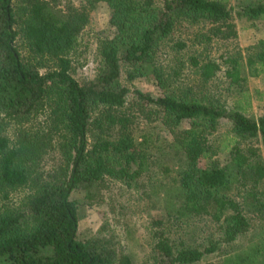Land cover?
I'll use <instances>...</instances> for the list:
<instances>
[{
  "label": "trees",
  "instance_id": "obj_1",
  "mask_svg": "<svg viewBox=\"0 0 264 264\" xmlns=\"http://www.w3.org/2000/svg\"><path fill=\"white\" fill-rule=\"evenodd\" d=\"M237 1L84 0L63 7L56 0H0V264H136L113 236L80 239V210L102 202L111 183L138 188L156 169L168 220L206 217L220 232L202 248H179L158 230L157 264H215L207 257L221 250V264H264V160L258 147L238 141H264V111L253 113L247 87L264 74V38L246 60L224 59L232 107L215 96L139 89L130 104L123 82L125 72L130 82L164 84L157 58L183 25H205L198 42L210 43L238 36L235 12L264 21V0ZM100 4L110 18L99 36V64L92 78H81V36ZM191 62L205 82L222 70L216 60ZM222 119L232 123L228 159L202 165L215 156L210 137ZM141 122L166 135L138 134ZM256 227L250 245L231 249Z\"/></svg>",
  "mask_w": 264,
  "mask_h": 264
},
{
  "label": "rangeland",
  "instance_id": "obj_2",
  "mask_svg": "<svg viewBox=\"0 0 264 264\" xmlns=\"http://www.w3.org/2000/svg\"><path fill=\"white\" fill-rule=\"evenodd\" d=\"M56 1L63 7L79 6L84 2V0ZM228 2L231 6L238 4L237 0H228ZM109 18L110 10L106 4H100L91 12L89 24L84 29L80 40L79 48L81 52H84L83 62L85 63L84 67L78 71V76L81 78H92L95 75L99 64V36L102 31L107 32ZM235 21L238 28V36L235 39H216L210 43L198 42L199 34L206 31L205 25H183L174 34L170 44L159 52L157 58L165 88L164 84L154 78L127 81L126 74L123 72V82L131 90L128 95V103L136 102L137 93L135 90L137 89L152 96H159L167 90H171L191 96H215L232 107L235 92H232L225 76L228 65L223 63L224 59L241 55L246 60L253 51L252 46L264 38L263 20L252 22L237 16L235 12ZM180 41L186 44V47L181 50L175 45ZM192 57L200 61L216 60L222 64V70L215 78L205 82L196 67L192 65ZM247 87L250 89L253 101L252 111L258 116L264 111V103L259 99L257 93V90L261 91L264 97V74L259 77H250ZM138 126V134L143 130H151L161 136L166 135L160 126H155V124L149 128L141 122ZM232 135V123L227 119H222L217 132L210 137L215 156L212 160H202L201 164L208 165L211 161L217 165H224L228 159L229 137ZM238 141L245 147L250 145L258 147L264 160V141L261 137ZM161 176L157 169L152 171L149 176L142 178L138 188L128 187L121 182L111 183L109 190L102 191V202L81 208L79 238L86 240L94 236H113L118 250L131 254L136 264H157L154 246L158 230L165 231V234L170 236L179 248H202L210 240L220 238L219 225L206 217H196L187 221L168 220L165 203L161 200L162 193L160 194L158 190ZM158 220H162L163 224L157 225ZM259 231L260 228L256 227L246 235L239 237L231 249L243 250L255 240ZM220 252L209 255L207 261L221 264L225 251L221 250Z\"/></svg>",
  "mask_w": 264,
  "mask_h": 264
}]
</instances>
